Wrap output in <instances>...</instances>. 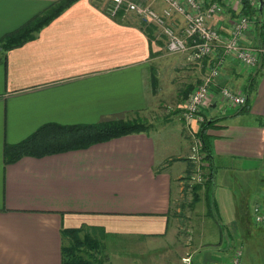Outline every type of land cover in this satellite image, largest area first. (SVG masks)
<instances>
[{
  "label": "crops",
  "instance_id": "0c3cea01",
  "mask_svg": "<svg viewBox=\"0 0 264 264\" xmlns=\"http://www.w3.org/2000/svg\"><path fill=\"white\" fill-rule=\"evenodd\" d=\"M55 1L0 0V39ZM131 1L151 3L159 12L165 8L159 0ZM208 1L221 6L208 24L224 34L245 16L243 9L251 10L247 17L252 26L241 43L264 47V9L259 0ZM109 5L108 0H79L36 39L0 55V264H62L63 229L83 226L103 229L106 237L130 238L129 252L143 256L137 261L110 253L106 264H182L189 253L177 240L170 213L183 189L178 180L196 165L193 133L200 149L206 144L211 153L207 161L201 149L198 167L205 181L210 170L214 173L212 184L206 185L207 196L213 197L215 187L234 198L231 206L225 204L227 199L215 200L217 211L200 221V235L214 223L219 239L193 249V264H220L226 243L233 253L237 243L254 236L263 241L264 227L255 224L253 209L259 206L264 211V55L254 69L224 57L220 48L202 59L192 52L165 57L166 41L154 25L142 23L133 13L113 17L105 12ZM171 22L183 31L182 17ZM223 57L222 72L211 86L213 102L205 110L213 115L203 112L211 124L204 136L196 121L192 126L186 121L192 131L181 127L186 135L172 130L175 156L168 158L159 151L169 129L165 126L85 150L5 163L6 145L24 141L48 123L152 125L155 115L177 95L175 101L184 110L191 93ZM224 87L245 93V105L222 102L219 93ZM221 103L226 112L217 114ZM178 163L187 166L174 172Z\"/></svg>",
  "mask_w": 264,
  "mask_h": 264
},
{
  "label": "built area",
  "instance_id": "2783aa9c",
  "mask_svg": "<svg viewBox=\"0 0 264 264\" xmlns=\"http://www.w3.org/2000/svg\"><path fill=\"white\" fill-rule=\"evenodd\" d=\"M108 12L111 16H117L122 10L125 13L135 14L142 23L154 25L160 36L166 41V51L169 55H182L192 52L193 57L202 59L215 55L217 49H222L223 55L234 58L242 66L254 69L258 66L264 55V47H248L241 43V38L252 26L247 16L236 19L228 34L208 24V20L216 17L221 6L218 1L208 0H159L164 3L162 12L156 10L151 3H139L131 0H108ZM157 1V0H152ZM229 2L241 0H228ZM180 16L184 21V29L179 32L172 24L175 16ZM224 57L218 59L203 82L191 93L184 106L183 118L187 122L196 121L202 124L206 121L203 112L213 102L211 86L213 81L222 72ZM221 101L227 105L243 106L247 101L245 93L237 92L231 88L224 87L220 90ZM199 142H197L198 144ZM197 152V145L194 148ZM199 183L204 182L202 173L198 170L196 177ZM253 217L256 225L264 227V211L256 206L253 209ZM242 251L237 250L233 258V264H240ZM182 264H192V256L187 254L182 258Z\"/></svg>",
  "mask_w": 264,
  "mask_h": 264
},
{
  "label": "trees",
  "instance_id": "16d2710c",
  "mask_svg": "<svg viewBox=\"0 0 264 264\" xmlns=\"http://www.w3.org/2000/svg\"><path fill=\"white\" fill-rule=\"evenodd\" d=\"M78 1H55L49 8L21 28L0 39V49L6 53L36 39L43 28L59 18ZM243 4L249 6L248 1H244ZM255 11L258 13V8ZM105 12L109 13L108 9H105ZM243 12L245 16L253 13L249 9H243ZM123 13H125L124 10L118 16ZM210 124L208 120L202 123L199 135L204 136V131ZM152 128L153 125L144 121H112L76 125L48 123L24 141L15 145H6L5 163L12 164L23 157L43 158L70 151L85 150L124 136L148 133ZM201 149L206 154V160L209 161L211 153L208 146L205 144ZM192 171L193 169H189L187 175H191ZM213 179L214 173L210 170L206 184L211 185ZM195 188L200 187L195 186ZM207 201L208 206H211V211L214 212L215 200L212 195L207 196ZM62 235L65 242L62 248V264H106L107 256L102 253L101 249L105 237L103 229L83 226L81 228L63 229Z\"/></svg>",
  "mask_w": 264,
  "mask_h": 264
},
{
  "label": "rangeland",
  "instance_id": "374dc122",
  "mask_svg": "<svg viewBox=\"0 0 264 264\" xmlns=\"http://www.w3.org/2000/svg\"><path fill=\"white\" fill-rule=\"evenodd\" d=\"M165 57H171L176 55H169L166 51H164ZM0 55H4V52L2 49H0ZM161 81V80H160ZM176 84V79L175 82ZM180 83V82H179ZM173 85V87L175 86ZM173 87H171L170 90L167 89L168 94H170V98L173 97L174 92ZM177 91V90H176ZM181 91L179 93V97L182 96ZM178 94V93H177ZM168 97V98H169ZM183 97V96H182ZM178 98L175 97L172 102L169 100V104L167 106L164 105L163 108L160 109V111L155 115L153 118V128L150 130L152 133H154L155 128L156 130H160L165 126H169V129H167L166 132H164L162 140L160 141L159 151L161 154H166L168 158L176 155V150L173 148L175 144L171 143L170 141L172 136H169L170 132L172 130H178L179 133L186 135L188 133L187 130H183L181 128L182 126H188V123L183 118L184 110L180 109L178 106V103L175 101ZM181 99L180 102L181 103ZM166 103V101H165ZM227 107L223 105L222 103L219 104L218 110L216 111L217 114H221L226 112ZM231 110V109H230ZM233 112H237V108L233 109ZM204 114L207 117H210L213 115L211 111H205ZM191 126L195 124V121L191 122ZM191 126H188L191 128ZM201 126V124H200ZM192 131V128H191ZM198 132V131H197ZM192 135V133H191ZM186 140V138L184 137ZM197 133H193V146L192 149L194 150L195 146L197 145V152H193L194 160L196 161L195 168L193 169V172L191 175H187L185 173L183 178H180L178 182L182 184V191L178 194V197L175 198L173 207L171 208L170 213V220H171V226L172 228L175 227L176 233H177V240L179 244H181L182 248L185 249V254L189 253L192 256V264H193V249L206 246L207 244H212L215 241V239H219L218 235H215V230L217 229L216 224H208L209 220L207 221V227L203 228V234L200 235L199 233V226L200 221L203 217H205V214H209L212 216L214 213L211 211V206H208L207 210V194L206 191L209 190V187L206 186V181L199 183L197 180H194L193 177H196V174L198 172V167L201 164V159L199 157H202L201 149L199 143L197 144L198 140ZM167 141L169 143V147L165 148V144L162 141ZM171 145V146H170ZM168 163H172L171 161ZM187 164L178 163L174 166L173 171L180 168H185ZM200 187V188H195ZM211 191H214L213 193V199L217 200L218 202H222L224 199H227L225 204L228 206L234 204L233 200L234 198L232 196L229 197L226 192L224 195H221L218 193V188L213 187ZM216 198V199H215ZM237 198L239 200L240 196L237 195ZM216 210V207H215ZM217 211V210H216ZM215 212V211H214ZM216 213H220L219 211ZM215 219L216 215L214 216ZM256 224V223H255ZM215 237V239H214ZM128 239L130 238H122L120 236H109L104 237L103 246L101 247L102 253L105 256H109V254H115L119 257L124 256H130L133 259L136 258L137 261L143 260V256L141 254L133 255L129 252L128 246L131 244L128 242ZM68 244V242H66ZM129 244V245H128ZM224 246V245H223ZM236 249L242 251V256L240 257V264H264V240L260 241L257 240V237L254 236L252 239H249L248 242L244 243H237ZM214 247V246H213ZM212 251H217L216 247L213 248ZM225 247L227 251L224 254H219L221 258L220 264H233V258H234V252L229 251V244H225ZM211 251V252H212ZM217 256V255H216ZM215 256V257H216ZM107 263V262H106Z\"/></svg>",
  "mask_w": 264,
  "mask_h": 264
},
{
  "label": "water",
  "instance_id": "95a60500",
  "mask_svg": "<svg viewBox=\"0 0 264 264\" xmlns=\"http://www.w3.org/2000/svg\"><path fill=\"white\" fill-rule=\"evenodd\" d=\"M259 7H260V10L263 11V9H264V0H259Z\"/></svg>",
  "mask_w": 264,
  "mask_h": 264
}]
</instances>
